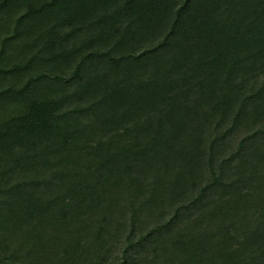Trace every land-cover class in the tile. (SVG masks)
Listing matches in <instances>:
<instances>
[{
	"label": "trees",
	"instance_id": "16d2710c",
	"mask_svg": "<svg viewBox=\"0 0 264 264\" xmlns=\"http://www.w3.org/2000/svg\"><path fill=\"white\" fill-rule=\"evenodd\" d=\"M0 264H264V0H0Z\"/></svg>",
	"mask_w": 264,
	"mask_h": 264
}]
</instances>
